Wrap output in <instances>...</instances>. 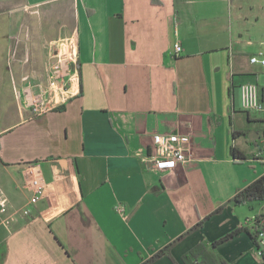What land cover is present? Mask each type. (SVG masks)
<instances>
[{"label":"crops","instance_id":"obj_1","mask_svg":"<svg viewBox=\"0 0 264 264\" xmlns=\"http://www.w3.org/2000/svg\"><path fill=\"white\" fill-rule=\"evenodd\" d=\"M67 39L80 92L34 116L28 93ZM263 46L264 0H0V264H185L201 244L264 264L250 234L264 201L230 204L264 175V112L240 102L242 84L264 88ZM178 133L196 161L143 162ZM29 164L47 187L26 216Z\"/></svg>","mask_w":264,"mask_h":264},{"label":"built area","instance_id":"obj_2","mask_svg":"<svg viewBox=\"0 0 264 264\" xmlns=\"http://www.w3.org/2000/svg\"><path fill=\"white\" fill-rule=\"evenodd\" d=\"M182 51V44L176 42L171 54L178 57ZM51 58L47 85L41 87L40 91L28 93L27 104L34 116H42L65 105L80 92L79 74L75 67L77 63L75 43L69 39L52 43ZM251 63L264 66V53L252 56ZM51 95L55 97L54 102L50 100ZM240 102L242 109L247 112H264L261 90L257 84L245 83L240 86ZM142 160L156 171H168L180 165L191 164L196 161L192 137L179 133L169 136H155L150 153L142 155ZM24 178L25 185L32 193L31 205L24 210V214L28 216L31 213V206L39 203L45 197L47 185L39 166L36 164H29L26 167ZM0 205H5L3 196H0ZM116 210L125 215L126 210L122 204L118 205ZM256 217L250 220L253 226L256 225ZM258 243L260 245L258 253L263 255L264 232L260 233Z\"/></svg>","mask_w":264,"mask_h":264},{"label":"trees","instance_id":"obj_3","mask_svg":"<svg viewBox=\"0 0 264 264\" xmlns=\"http://www.w3.org/2000/svg\"><path fill=\"white\" fill-rule=\"evenodd\" d=\"M261 95L264 100V88H261ZM233 153L236 157L245 158L242 154H239L236 149H233ZM264 201V175L253 183H251L246 188L238 191L234 198L230 201V204L236 206H243L253 202H262ZM256 225L253 227L250 232L252 239L256 245V248L259 249L260 245L258 243L259 235L261 232H264V216L259 215L255 218ZM183 238V237H182ZM174 244L168 246L165 250L159 252L151 261L163 256L169 255L170 250ZM264 255V252H263ZM183 262L185 264H227L223 258L209 251L208 248L204 245H198L192 249L188 254L183 257ZM149 264V263H147Z\"/></svg>","mask_w":264,"mask_h":264},{"label":"rangeland","instance_id":"obj_4","mask_svg":"<svg viewBox=\"0 0 264 264\" xmlns=\"http://www.w3.org/2000/svg\"><path fill=\"white\" fill-rule=\"evenodd\" d=\"M263 49H264V46H263ZM260 68V67H259ZM259 68H257L258 70H259ZM264 75V73H259L258 74V76L259 77H262ZM237 108H238V103H237ZM240 108V107H239ZM255 132V131H254ZM259 205H262V204H264V202H262V203H258Z\"/></svg>","mask_w":264,"mask_h":264}]
</instances>
